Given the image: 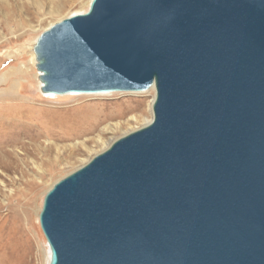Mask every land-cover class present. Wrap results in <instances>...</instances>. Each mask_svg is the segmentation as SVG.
<instances>
[{
  "label": "water",
  "instance_id": "1",
  "mask_svg": "<svg viewBox=\"0 0 264 264\" xmlns=\"http://www.w3.org/2000/svg\"><path fill=\"white\" fill-rule=\"evenodd\" d=\"M33 53L42 93L156 92L45 193L48 264H264V0H91Z\"/></svg>",
  "mask_w": 264,
  "mask_h": 264
},
{
  "label": "rangeland",
  "instance_id": "2",
  "mask_svg": "<svg viewBox=\"0 0 264 264\" xmlns=\"http://www.w3.org/2000/svg\"><path fill=\"white\" fill-rule=\"evenodd\" d=\"M90 1L62 0L51 13V0H0V264H45L46 240L36 216L45 193L152 119L154 87L42 95L33 45L55 22L86 12ZM51 144L61 151L46 150Z\"/></svg>",
  "mask_w": 264,
  "mask_h": 264
},
{
  "label": "bare ground",
  "instance_id": "3",
  "mask_svg": "<svg viewBox=\"0 0 264 264\" xmlns=\"http://www.w3.org/2000/svg\"><path fill=\"white\" fill-rule=\"evenodd\" d=\"M52 1V3H53V8H52V10H51V13L52 12H56V11H58L59 9H60V7H62L61 6V3H62V0H51ZM88 9V8H87ZM10 70V69H9ZM8 74H14L12 71H9L8 72ZM7 74V75H8ZM38 77V76H37ZM23 83V82H22ZM21 85V84H20ZM13 86H14V83L13 84H11V86H10V88L11 89H13ZM20 87V86H19ZM10 88H9V92L10 93H13L12 92V90H10ZM151 88H153V86L151 87ZM6 90V89H5ZM15 90V89H14ZM6 92V91H5ZM17 92V91H16ZM2 94V93H1ZM42 95L43 96H46V95H51L50 93H42ZM78 94H76V93H73V92H71V93H67L66 94V96H77ZM82 95V94H81ZM12 97V96H11ZM3 99V98H2ZM154 99H155V94L152 96V103H153V101H154ZM4 100V99H3ZM118 116V115H117ZM132 117V119H135L134 117H133V115H131ZM137 120V119H136ZM147 122H149V121H147ZM116 128H117V123H116V126H115ZM108 129H109V126H108ZM111 130H112V128H111ZM114 130V129H113ZM78 134V132H74V137L75 136H78L77 135ZM81 145H83V146H85L82 142H81ZM71 146V148H75L76 147V145L75 144H71L70 143V145H69V147ZM64 147H66V146H64ZM54 148H56V150L58 151V152H60L61 151V148H59V147H57V145L56 144H51L50 146H48V147H46V150H52V149H54ZM36 216H38V213L36 214ZM23 218V217H22ZM18 221V220H17ZM19 224V223H18ZM30 226V225H29ZM25 227V226H24ZM22 230V229H21ZM28 232V231H27ZM32 232V231H31ZM30 233V232H29ZM45 244H46V247L47 248H43V259H44V262H45V264H48V258H49V250H48V246H47V243H46V241H45Z\"/></svg>",
  "mask_w": 264,
  "mask_h": 264
}]
</instances>
